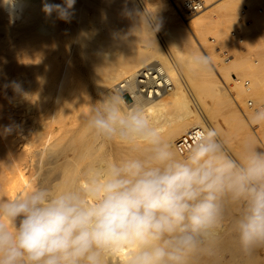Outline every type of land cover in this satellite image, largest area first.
Masks as SVG:
<instances>
[{
  "label": "bare ground",
  "instance_id": "obj_1",
  "mask_svg": "<svg viewBox=\"0 0 264 264\" xmlns=\"http://www.w3.org/2000/svg\"><path fill=\"white\" fill-rule=\"evenodd\" d=\"M90 1L75 0L66 22L56 12L48 16L42 11L44 3L63 5L64 0H14L12 6L0 0V197L26 194L36 186L61 191L74 182L82 184L86 171L133 155L130 145L105 140L87 126L100 94L126 84L143 96L149 119L173 144L178 158L184 155L176 149L177 140L194 127L220 130L212 121L221 111H226L229 127L238 132L240 149L246 151L247 145L264 151V129L255 136L248 124L254 107L264 106V54L261 63L256 59L258 64L252 60L246 66L241 47L226 35L232 36V31L245 25V17L234 19L239 23L228 30L224 27L237 17L243 0H206V8L187 19L193 18L188 27L176 16L181 0H172L175 8L167 0H154L164 23L158 28L173 56L191 70L187 72L165 53L159 36L150 29L144 1L122 0L124 13H131L134 20L120 24L105 17L114 12L98 17V12L87 7ZM256 26L259 32L261 27ZM209 30L216 36L225 34V44L236 45L238 50L227 61L222 47L217 49L223 60L210 51L207 56L213 65L201 71L192 65L191 57L205 55L201 46L207 45ZM129 31H136V37H130L135 42L125 41L129 37L124 33ZM237 42L244 46L247 40ZM219 75L225 86L233 80L232 96L252 97L255 106L243 99L241 114ZM245 81H249L248 88ZM15 84L19 91L14 90ZM189 87L197 92L196 103L202 109L195 101L196 108L191 106ZM6 127L12 128L10 134H5ZM242 207L239 202L225 201L215 241L193 254L189 264H264V246L246 254L238 243L233 225ZM130 252L128 248L107 252L104 264H128Z\"/></svg>",
  "mask_w": 264,
  "mask_h": 264
},
{
  "label": "clouds",
  "instance_id": "obj_2",
  "mask_svg": "<svg viewBox=\"0 0 264 264\" xmlns=\"http://www.w3.org/2000/svg\"><path fill=\"white\" fill-rule=\"evenodd\" d=\"M74 4L44 3L42 11L67 22ZM152 25L150 19V29L158 30ZM191 63L208 71L211 59L195 54ZM100 96L88 128L130 145L134 154L86 171L82 184L61 191L36 186L0 197V264H104L105 253L124 248L131 250L128 264H189L215 241L226 200L243 205L233 225L241 250L252 254L264 246V151L246 145V157L234 159L209 128L196 132L178 158L134 87ZM250 122L264 124V106Z\"/></svg>",
  "mask_w": 264,
  "mask_h": 264
},
{
  "label": "rangeland",
  "instance_id": "obj_3",
  "mask_svg": "<svg viewBox=\"0 0 264 264\" xmlns=\"http://www.w3.org/2000/svg\"><path fill=\"white\" fill-rule=\"evenodd\" d=\"M27 1H29V0H27ZM106 1H108V2L110 1V3L106 2ZM121 1L122 0H91L87 7H89L94 12H98L99 13L98 17H104L103 14H107V13L110 14L112 12H114V15L118 14L116 16L117 18H115V16L111 15V14L109 16H107V15L105 16L106 18L107 17L110 18L111 21H113V23L115 22V24H117V23L120 24L124 21L132 23L134 19H133L131 13H124ZM141 1L145 2L143 4L145 10L144 9L143 10H144L145 16H147L146 18H148L147 20L149 21L150 19H152L153 28H156L159 25L163 26L164 23L161 22V20H160L159 10L156 7L154 0H141ZM167 1H168V3L170 2L172 5L171 0H167ZM172 6H173V8H175L174 5H172ZM245 7H248L247 17L249 19H251L252 24L240 25L239 27H241L242 30L244 31L247 43L244 44V46H242V45L240 46V44L237 42V39L235 37L230 36L229 33L226 35L229 36L230 39L232 38L231 40H233L237 46L241 47V50L243 52V59L245 58L244 64L246 66H248L249 64L252 63V60H256V59H259L260 63H261V55L264 54V15L261 16L257 12L258 7L264 8V0H243V1L239 2V4H238L239 13L237 14V17H234L229 22H227L224 27H225V30H228L230 27H232V25L234 26L237 23H239L238 20H234V19H236V18L238 19V17H240V16L243 18L241 11L244 10ZM100 9H102V10H100ZM104 9L107 10L108 12L107 11L104 12L105 11ZM175 12H176L177 18L179 19L180 22H182L183 26L188 27L187 22H190L193 18L191 20L190 19L187 20L188 18H191V17L187 16L186 13L181 12L178 8L177 9L175 8ZM101 13H102V15H100ZM113 16H114V18H113ZM158 17H159V19H158ZM241 21H242V19H241ZM256 25H260V27H261L259 32L257 30L258 26H256ZM245 26H247V27H245ZM156 31H158V32H156ZM156 31H155V33L159 36V39L161 41V46L163 47V50L165 51V53L168 52L172 56L174 61L180 66V69L182 70V72L191 71L187 66H185V64L177 61V58L175 56H173V50L170 48L168 42L166 41L165 37L163 36V32H162L161 28H160V30H156ZM159 31H161L162 33ZM212 31L213 30H209L207 33V36H206L207 37V45L205 44L204 47L201 46V50L203 51V53L207 56L208 55L207 53H210V51H213L214 53L219 55V58L222 59L221 54H220V52H218V49H217L218 47H222V49L228 50L229 53H231L234 56L236 54L235 53L236 50H238L237 46L236 45L231 46V45L225 44L226 35L223 34L222 36L221 35L216 36ZM256 32L260 33V36L257 37V39L254 38V37H256V35H255V34H257ZM124 35L126 37H129L128 39H125V41L130 40L132 42H135L130 37H132V38L136 37V31L125 32ZM211 37L216 38L215 43L211 42V40H210ZM195 39H197L196 42L200 45L199 39L198 38H195ZM222 63L225 64L224 61H222ZM211 65H213L212 61H211ZM214 68L216 70V67H214ZM233 73H236V72L234 71ZM236 74H238V73H236ZM238 75L241 76V74H238ZM243 77L246 78V75H244ZM248 77L249 76H247V78ZM219 78H220L223 86L225 87V89L227 88L226 89V90H228L227 92H229V88L233 86V80L232 79L228 80V85L225 86L223 83V79L220 75H219ZM249 78H251V77H249ZM189 90H191V91L190 92L188 91L189 93L188 92L187 93L189 95L188 96L189 100H191L190 104H191V106H193V108H196L194 101H195V103L198 102L196 99L199 98V96L196 94L197 92L196 91L194 92V90L191 87H189ZM232 94L230 93V96H232ZM236 96H237L236 93H234V95L232 96L233 101L235 102V105L237 106L239 112L244 115V111H243V109H244L243 105L244 104H243L242 100L247 99V101H248V100L253 99V98L249 97V96H247V97L244 96L242 98H238V97L236 98ZM126 98L129 101H131V97L126 96ZM236 100H238V102ZM196 104L199 108L201 107L200 109H202V105H199L198 103H196ZM255 108L256 107H254V109ZM172 109H173L172 111L174 112L175 111L174 108H172ZM170 110L171 109H169V111ZM172 111H170L169 113H171ZM225 115H226V111H221L220 113H218L217 115L214 116V120L212 121V123L213 124L218 123L217 125L219 127L218 126L217 127L219 129L221 128L218 131H219L220 141L224 144L225 151L229 155H231L234 159L243 160L246 157L247 153H246V151H243L242 149L239 148L241 146L240 136H239L238 132H236V130L233 127H231V125H230L231 128L229 127V122H227V120H226L227 118ZM248 124H249V127L251 128V130L253 131V133L255 134V136H257L258 133L260 134L262 132V130L264 129V124H263V126L255 125L252 123L251 124L248 123ZM209 125H212V124H209ZM228 130H230V133L229 132L225 133ZM234 130H235L236 135L233 134ZM241 150H242V153L239 152Z\"/></svg>",
  "mask_w": 264,
  "mask_h": 264
},
{
  "label": "built area",
  "instance_id": "obj_4",
  "mask_svg": "<svg viewBox=\"0 0 264 264\" xmlns=\"http://www.w3.org/2000/svg\"><path fill=\"white\" fill-rule=\"evenodd\" d=\"M173 1H175V0H173ZM177 6H178V9L181 12H184V13H186L187 16L191 17L193 15H196V14L202 12L206 8V0H181V1H179V5H177ZM247 10H248V7H245L244 10L242 11V16L245 17V20H246L245 23L246 24H252L251 19H249L247 17ZM257 12H258L259 15H264V8L263 7H258ZM243 32L244 31L242 30V28L238 27V29H236L235 31L231 32V35L237 37V39L239 40L240 43H244V41L246 40V36L243 34ZM211 40L214 43L216 42V39H214V38H212ZM222 55L225 58V60L226 59L229 60V58L232 56V54L229 53L228 50H223ZM254 63L258 64L259 61L255 60ZM234 77L238 78L237 75H235ZM245 82H244L245 86L248 88L249 87L248 86L249 85V81H245ZM170 87L171 86L167 87L166 89H168ZM247 90H249V89H247ZM249 106L250 107L255 106L254 101L249 100ZM204 129H206V128H204V127H194L192 129H190L186 134L181 136L176 142L177 151L181 155H185L187 150H188V148L193 143L194 134L196 132H198L200 130H204Z\"/></svg>",
  "mask_w": 264,
  "mask_h": 264
}]
</instances>
